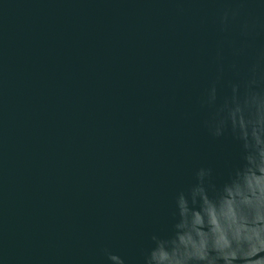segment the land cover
<instances>
[{"label": "water", "instance_id": "95a60500", "mask_svg": "<svg viewBox=\"0 0 264 264\" xmlns=\"http://www.w3.org/2000/svg\"><path fill=\"white\" fill-rule=\"evenodd\" d=\"M262 55L259 0H0V264H142L194 170L236 162L201 102Z\"/></svg>", "mask_w": 264, "mask_h": 264}, {"label": "clouds", "instance_id": "9594fccd", "mask_svg": "<svg viewBox=\"0 0 264 264\" xmlns=\"http://www.w3.org/2000/svg\"><path fill=\"white\" fill-rule=\"evenodd\" d=\"M237 15L232 9L224 12V30ZM223 71L201 107L210 111L204 122L208 135L230 139L236 162L223 178L212 167L194 170L191 183L173 198L170 227L152 234L142 264H264V55L243 85L228 84L221 100ZM104 254L109 264H126L109 249Z\"/></svg>", "mask_w": 264, "mask_h": 264}]
</instances>
